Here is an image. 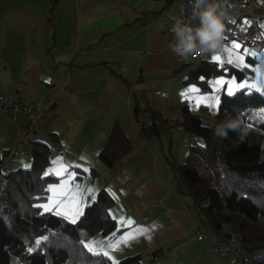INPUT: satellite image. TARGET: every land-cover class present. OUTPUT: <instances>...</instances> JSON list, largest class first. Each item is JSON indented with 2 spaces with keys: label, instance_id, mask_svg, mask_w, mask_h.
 Returning a JSON list of instances; mask_svg holds the SVG:
<instances>
[{
  "label": "crops",
  "instance_id": "obj_1",
  "mask_svg": "<svg viewBox=\"0 0 264 264\" xmlns=\"http://www.w3.org/2000/svg\"><path fill=\"white\" fill-rule=\"evenodd\" d=\"M191 1L0 0V94H10L11 78L21 75L39 104L35 124L0 112V149L11 152L8 168L31 164V141L47 144L46 173L57 179L48 184L42 205L69 221L79 217L77 206L90 204L106 186L116 200L110 214L119 232L96 235L86 245L108 252L112 262L161 248L148 264H228L214 251V234L199 221L187 185L174 171L203 142L179 126H159V135L147 139L134 118L136 104L169 120L185 119L183 108L197 115L217 108L190 99L189 67L163 38L170 18ZM248 1L260 28L264 6ZM223 45L231 48V42ZM225 53L206 50L191 67ZM115 123L131 149L108 166L99 154ZM200 226L208 233L201 239Z\"/></svg>",
  "mask_w": 264,
  "mask_h": 264
},
{
  "label": "trees",
  "instance_id": "obj_2",
  "mask_svg": "<svg viewBox=\"0 0 264 264\" xmlns=\"http://www.w3.org/2000/svg\"><path fill=\"white\" fill-rule=\"evenodd\" d=\"M194 59L182 61V67H189L186 81L197 83L201 92L210 89L207 82L214 76L235 75L240 80L251 70L225 64L227 71H222L207 59L191 67ZM262 108V92L240 89L228 95L222 91L216 110L207 112L211 125L183 108L186 118L182 120H169L151 110L152 125L146 126L138 116V105L134 107V118L147 139L159 135V126L165 130L179 126L203 138L202 144L191 147L185 162L174 164V171L185 181L199 221L213 234L254 249L258 256L254 264H264V254L258 252L264 247V119L254 112ZM130 149L115 123L99 157L112 166ZM50 151L47 144L33 140L31 164L12 169L8 168L11 152L0 149V264H113L86 246L96 235L113 238L119 232L110 214L116 200L106 186L75 223L41 207L48 184L57 179L45 175ZM161 252L157 248L147 254L131 253L116 264H148Z\"/></svg>",
  "mask_w": 264,
  "mask_h": 264
},
{
  "label": "built area",
  "instance_id": "obj_3",
  "mask_svg": "<svg viewBox=\"0 0 264 264\" xmlns=\"http://www.w3.org/2000/svg\"><path fill=\"white\" fill-rule=\"evenodd\" d=\"M209 3H215L217 6V14L221 15L223 22L222 37L218 44H228L233 40L238 41L242 46L247 45L253 50H261L264 47V35L256 23L251 4L248 0H208ZM194 0L189 4L180 7L176 13L170 18L166 29L163 33L165 44L175 55L182 61H190L201 56L205 51L199 48L193 50L188 56L181 57L173 49L177 38L172 32L175 20L188 23L193 27L199 24V19L193 14ZM249 21L244 24L243 21ZM234 21V23H233ZM11 93L8 95L0 94V110L10 113L14 120L25 118L31 124L38 121L37 111L39 104L34 102L28 94L29 84L21 76H15L10 80ZM138 116L146 126L152 125L151 109L144 106H138ZM20 121V120H19ZM22 121H20V124ZM208 233L200 226L197 238L201 239ZM215 245L213 247L217 255L225 259L228 264H254L257 260V252L251 247L237 244L233 239H226L214 234Z\"/></svg>",
  "mask_w": 264,
  "mask_h": 264
},
{
  "label": "rangeland",
  "instance_id": "obj_4",
  "mask_svg": "<svg viewBox=\"0 0 264 264\" xmlns=\"http://www.w3.org/2000/svg\"><path fill=\"white\" fill-rule=\"evenodd\" d=\"M252 3H253V7H255L257 5L264 6V0H252ZM257 20L259 22L260 28L262 29V31L264 33V27H262V25H264V15H262V14L258 15L257 16ZM216 48H222L223 50H225L226 57H224V59H226V60L229 59L230 54H229L228 51H226V49H228L230 47H228L227 45H223L222 44L220 46L218 45ZM243 48H247L248 49L247 53H242L243 56H244L243 65H245V66H238V65L241 64V61L238 59V54L236 52L231 53V58L235 61V63L230 64V65H234V66L239 67V68H244V67L250 68L251 70H246L247 71V76L246 77H244L243 79H240V80L237 79V77L235 75H230V76L219 75L217 77H212L207 82V84L210 86V89L206 90V91H202V92L200 91V87L198 86V84L195 83V82H192L190 84V86L188 87V89H187L190 92V99L197 97V100L199 102V101H201L202 98L206 97L207 99H204V100L209 101V103L213 104V98L214 97H218L220 99V95H221L223 90H225V92L228 93L229 88H235L236 84H239V83H244V84L247 85V87L242 88V89H247L249 91H251V90H255L256 91V88H258V89H260L259 92H262L264 94V91H263V82H264V47L261 50H253L250 47H248L247 45H244ZM246 56L255 59V62L250 61L249 59H247ZM199 61L200 60H196V59L193 60L192 61L193 62L192 65L197 64ZM218 78H223L225 80L234 81V83L229 84V85H214V84L210 83V82H214ZM252 85H255L256 88H252L251 87ZM192 88H195L198 91L192 92L191 91ZM238 90H240V89H238ZM216 107L217 106H215V108ZM262 109H264V108H262ZM260 110L261 109L254 111L255 114L258 115V113H260ZM198 111H200V110H198ZM212 111L214 112L213 109H211V112ZM196 113H198L200 116L201 115H205V116H202L203 123L205 125L206 124L210 125L212 123V120L210 121V119L208 118V116L210 117V115H208V113L201 114L202 112L199 113L197 111H196ZM193 136H196V135H193ZM199 138L201 140L200 143H202L203 142V138L201 136H199ZM258 252H259V254L260 253L264 254V247L259 249Z\"/></svg>",
  "mask_w": 264,
  "mask_h": 264
},
{
  "label": "clouds",
  "instance_id": "obj_5",
  "mask_svg": "<svg viewBox=\"0 0 264 264\" xmlns=\"http://www.w3.org/2000/svg\"><path fill=\"white\" fill-rule=\"evenodd\" d=\"M193 14L199 19L197 26L193 27L177 19L172 27V32L177 38L173 49L179 56L185 58L197 48L201 51L216 48L223 32L222 18L217 14L215 3L194 0Z\"/></svg>",
  "mask_w": 264,
  "mask_h": 264
},
{
  "label": "snow or ice",
  "instance_id": "obj_6",
  "mask_svg": "<svg viewBox=\"0 0 264 264\" xmlns=\"http://www.w3.org/2000/svg\"><path fill=\"white\" fill-rule=\"evenodd\" d=\"M233 23H234V21H233ZM243 23L244 24H249L250 22L245 20V21H243ZM262 27H264V25H262ZM223 31H224V29H223ZM220 38L221 39H225L222 36ZM226 51H228L229 54H230L229 59H227V60L222 59V57L220 55H213L212 56V61L217 63L220 66L222 71H227V68L224 67L225 64H233V63H235V61L231 58V53H233V52H236L238 54V59L241 61V64L238 65V66H245V65H243L244 56H243L242 53H247L248 52L247 48H242V45L238 41L233 40L231 42V48L226 49ZM210 83L214 84V85H229V84L234 83V81L225 80L223 78H218L214 82H210ZM245 87H247V85L244 84V83L236 84L235 88H229L228 95H233L236 90L242 89V88H245ZM251 87L252 88H256L255 85H252ZM191 91L192 92H196L198 90L195 89V88H192ZM256 91H260V89L256 88ZM182 95H184V94L182 93ZM204 99H207V98L206 97L202 98L201 99V103L204 102ZM213 99L215 100V104L209 103L207 105L210 108L219 105V98L218 97H214ZM197 106H199V105H197ZM258 115H260L261 118L264 119V109H261L260 113H258ZM47 174L48 173H45V175H47ZM57 175H63V173L62 172L61 173H57ZM53 203L55 204L56 202L54 201ZM41 207H44L45 211H52L53 210V208L49 207L48 205H42ZM61 214H62L61 212L57 211V215H61ZM82 214H83V208L81 206H77L76 207V211H75V215L78 217L79 215H82ZM73 223H75V219H73ZM129 223H131V221H129ZM128 238H131V237H127V238H123L122 237V239H128ZM112 247H116V245H113ZM90 250H91V248H90ZM103 255L108 256L109 258H111L110 254L108 252H104ZM113 264H116V262L114 261Z\"/></svg>",
  "mask_w": 264,
  "mask_h": 264
}]
</instances>
